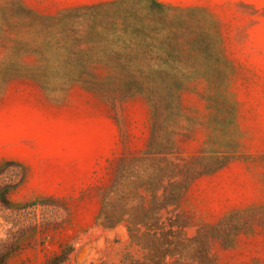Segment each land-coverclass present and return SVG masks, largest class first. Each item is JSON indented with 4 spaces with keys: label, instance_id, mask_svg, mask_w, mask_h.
Listing matches in <instances>:
<instances>
[{
    "label": "rangeland",
    "instance_id": "obj_1",
    "mask_svg": "<svg viewBox=\"0 0 264 264\" xmlns=\"http://www.w3.org/2000/svg\"><path fill=\"white\" fill-rule=\"evenodd\" d=\"M9 177L0 264H162L169 226L264 264V0H0Z\"/></svg>",
    "mask_w": 264,
    "mask_h": 264
},
{
    "label": "trees",
    "instance_id": "obj_2",
    "mask_svg": "<svg viewBox=\"0 0 264 264\" xmlns=\"http://www.w3.org/2000/svg\"><path fill=\"white\" fill-rule=\"evenodd\" d=\"M102 7L103 5L100 4L86 5L78 9L81 11L82 15H75V16L79 18L81 21H84V19L86 21H90L94 17V13L102 9ZM72 13H76V11ZM86 34H88L87 35L88 37H86L88 40H93L92 47L100 45L99 43L100 41H97L95 37L97 35L96 32H92L91 34H89V30H88ZM99 48H102L101 45L99 46ZM93 56H94L93 60L95 62H101L114 69H117V66L115 65L120 64V62H126L121 58L115 56H113L112 59H109L107 56L98 55V54H95ZM16 184L17 182L14 181L12 177L6 179L0 178V204L2 206L7 208V206L11 204L8 194ZM118 212L117 215H112L107 211L106 206H104L100 214L101 223L104 226L112 227L115 226L119 221H126L128 231L130 232V234H133L134 231L133 228L136 226L133 216H130L125 211H118ZM144 218L145 219H143V217L139 218L141 223L148 225V227L153 226L152 221H149V219H151L150 216H145ZM157 229L158 227H153L150 229L152 235L155 233V230ZM163 236L165 241V249L161 255V258L163 260L162 264H214L212 258L210 257L208 248L205 245L204 240L200 238L202 237V234L198 233L191 240L188 239L182 240V237L180 236L177 237L175 229H173L172 226H169L164 231ZM153 264H160V263H158V261H153Z\"/></svg>",
    "mask_w": 264,
    "mask_h": 264
}]
</instances>
